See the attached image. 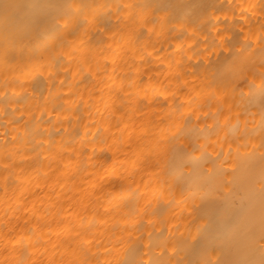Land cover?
I'll return each mask as SVG.
<instances>
[{
  "label": "bare ground",
  "instance_id": "bare-ground-1",
  "mask_svg": "<svg viewBox=\"0 0 264 264\" xmlns=\"http://www.w3.org/2000/svg\"><path fill=\"white\" fill-rule=\"evenodd\" d=\"M0 0V264H264V0Z\"/></svg>",
  "mask_w": 264,
  "mask_h": 264
},
{
  "label": "snow or ice",
  "instance_id": "snow-or-ice-1",
  "mask_svg": "<svg viewBox=\"0 0 264 264\" xmlns=\"http://www.w3.org/2000/svg\"><path fill=\"white\" fill-rule=\"evenodd\" d=\"M15 7H17V6L16 5H13V4L7 2V0H5V3L3 4V9L5 11V17L6 18L8 17L9 10L10 9H13Z\"/></svg>",
  "mask_w": 264,
  "mask_h": 264
}]
</instances>
